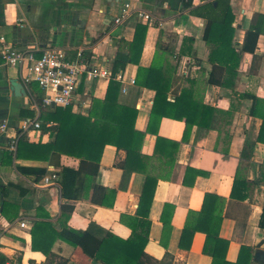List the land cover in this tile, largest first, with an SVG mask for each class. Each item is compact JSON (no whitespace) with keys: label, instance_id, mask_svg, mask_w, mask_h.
I'll return each mask as SVG.
<instances>
[{"label":"crops","instance_id":"0c3cea01","mask_svg":"<svg viewBox=\"0 0 264 264\" xmlns=\"http://www.w3.org/2000/svg\"><path fill=\"white\" fill-rule=\"evenodd\" d=\"M126 6L130 16L116 25L115 19ZM138 11L152 14L155 25L138 19ZM228 16L233 18L232 45L241 55L231 88L210 83V79L223 82L226 70L210 62L211 48L206 39L210 20ZM138 26L147 28L146 32L141 30L135 48L138 65L129 63L119 74L122 88L118 98L120 104L139 111L136 129L147 130L156 96L154 90L137 84L139 69L148 70L156 62L172 79L170 102L180 96L186 79L196 81L192 93L199 103L194 121L205 126L189 127L185 120L169 118L160 123L158 135L180 143V148L172 178L160 179L146 219L150 227L145 260L159 264L169 254L172 264H212V258L204 254L203 233L194 235L190 249H181L180 242L190 213L200 212L206 195H213L225 200L223 209L220 200L211 201L209 208L216 215L222 212L220 237L230 243L226 260L235 263L245 246L255 250L254 262L261 263L255 254L264 250V228L260 227L264 216V0H0V38L5 39L4 44L16 50H32L36 57L47 48L66 49L70 60L82 52L91 64L110 72L118 56L130 54ZM254 26L262 35H252ZM2 46L0 42V49ZM21 72L20 68L5 67L0 58V128L7 125L5 132L0 129V252L8 259L7 264H90L87 256L59 239L51 247L54 258L34 251V226L49 224L60 233L65 226L86 231L95 223L129 239L132 229L122 221V215L128 221L136 217L147 178L143 170L166 175L172 154L167 150L166 157L155 158L157 137L147 135L142 158L131 164L134 173L118 190L114 206L108 208L98 203L104 193L97 188L119 189L124 171L118 164L127 156L109 145L103 151L94 187L83 191L77 201H67L58 174L63 168L78 169L80 160L29 147L51 144L52 132L44 129L57 123L44 121L54 108H42L30 94L14 91L11 82L22 83ZM109 83L110 79H92L85 74L72 112L87 115L93 99H105ZM32 88L38 97L34 92L38 86L33 84ZM256 99L257 115H251ZM205 108L216 113L209 114ZM35 121L42 124L41 129L23 131L26 124ZM13 138H17L14 151L10 148ZM21 139L28 146H22L18 158ZM143 158L148 161L143 162ZM41 171H46L42 178ZM53 173L59 176L58 183L46 185L43 178ZM236 174L250 185L234 188L232 198ZM70 205L72 214L64 220V207ZM166 205L171 206L167 212ZM22 222L28 226L21 227ZM53 239L54 235L43 248L48 249Z\"/></svg>","mask_w":264,"mask_h":264},{"label":"trees","instance_id":"16d2710c","mask_svg":"<svg viewBox=\"0 0 264 264\" xmlns=\"http://www.w3.org/2000/svg\"><path fill=\"white\" fill-rule=\"evenodd\" d=\"M188 2L191 3V0H188ZM186 5L191 6V4ZM232 20L233 18L229 16L221 20L218 19V21L212 19L210 20V27H208L209 30L207 28L208 32L206 31V39L211 48L210 62L214 66L218 65L224 67L226 70L223 82L211 79L209 81L212 84L214 83L226 88H231L235 83L238 73L237 69L241 60L240 51L232 45L234 36ZM141 30L146 32L147 28L138 26L134 43L130 47V54L128 56L117 57L105 99H93L87 115L73 113L72 107L54 108V111L46 114L44 117L46 123L51 121L57 123L54 128L44 129L45 131L52 132L53 142L49 145L38 144L29 147L36 151L49 150L51 155H57L58 157L66 155L80 160L78 169L63 168L61 173L58 174L61 181L62 196L67 201H77L83 197V191L94 187L93 184L96 183L100 170V160L107 146L111 145L118 150L125 151L127 154L125 161L118 164V167L124 171L123 181L119 189L97 188L99 192L104 193V199L98 201V203L108 208L114 206L118 190L124 188L123 183L127 180L129 181L132 173H134L131 169V164L137 158L138 160L142 158V148L147 135H156L157 137L153 155L155 158L163 159V157L167 156V150L171 152L170 171L166 175H156L154 172L143 170L147 178L140 197L136 217L128 221L126 216L122 215V221L132 229V235L129 239L120 238L95 223H92L86 231H78L65 226L60 233H57L49 224L41 223L36 224L32 230V249L34 251H41L45 255L54 258L55 254H52L51 247L54 241L59 239L77 249L82 255L87 256L91 261L90 264H148L145 260L147 258L145 248L148 243L150 223L146 222V219L148 218L160 179L170 180L172 178L171 170L175 165L180 148V143L158 135L160 123L164 118H169L180 121L185 120L189 127L195 124L199 128L205 126L202 123L194 121L196 108L199 103L195 100L192 93L196 81L186 79V86L182 89L180 96L176 97L174 102H170L168 101V96L172 79L163 73V65H159L156 62L148 70L139 69L137 84L140 87L154 90L156 96L147 130L142 132L136 129L139 111L136 108L119 103L118 98L122 84L116 79V76L129 63L138 65V61L135 59V48L138 45V37ZM261 31L259 27H252V35L254 36L262 35ZM142 47L143 42L140 41V51ZM160 47L161 42L158 45V48ZM34 89V92L38 95L34 100L41 104L43 93L39 86ZM258 104L259 100H254L251 115H257ZM205 112L209 114L216 113L215 110L210 108H205ZM19 142L20 149H17L18 158L22 156V146H28L22 139ZM147 161V158H143V162ZM45 174L46 171H41L39 175L42 178ZM87 181L89 185H87ZM243 184L247 187L250 185L246 183L240 174H236L231 194L232 198L234 188L237 189V187ZM215 200L222 202L223 209L225 201L223 198L206 195L202 210L190 213L181 237L180 248L184 249L187 247V249H190L194 235L200 232L206 236L204 254L212 258V264H254L255 250L245 246L241 248L238 260L235 263L226 260L230 243L228 240L220 237L223 221L222 212L216 215L211 213L209 208L211 201ZM94 201L97 200L94 199ZM169 207L171 206L166 205V212ZM72 211L73 207L71 205L65 206L62 218L64 220L69 219ZM193 220L196 222L195 224H192ZM164 222L166 223L165 220ZM260 227L264 228V216H262ZM52 235H54V239L51 241L48 249H44V244L50 241ZM185 241H188L189 244L185 245ZM172 261L173 257L166 254L164 260L159 264H172ZM7 263L8 259L0 252V264Z\"/></svg>","mask_w":264,"mask_h":264},{"label":"built area","instance_id":"2783aa9c","mask_svg":"<svg viewBox=\"0 0 264 264\" xmlns=\"http://www.w3.org/2000/svg\"><path fill=\"white\" fill-rule=\"evenodd\" d=\"M127 6L122 14L115 19V24L120 25L126 20L130 13ZM136 17L148 26L155 25L156 18L144 11H138ZM2 47L0 49V58L3 65L8 68L21 69V81L28 94L34 99L33 84H37L43 93L42 108H68L74 105L75 95L81 84L83 76L86 74L92 79H111L113 76L106 68H101L91 64L82 52L78 54L76 60H70L68 52L64 48H47L41 52L40 57H36L32 50H16L4 44L5 39L0 38ZM24 71V72H23ZM116 79L122 81L121 75L117 74ZM135 84V81H131ZM127 89L123 88V93ZM42 124L39 121L28 123L24 126L23 131L27 132L31 129L39 130ZM1 131L7 130V125L1 126ZM17 138H13L10 142L11 150H15ZM46 185H54L58 183L59 176L53 173L43 178ZM21 227L26 228L28 224L22 222Z\"/></svg>","mask_w":264,"mask_h":264},{"label":"water","instance_id":"95a60500","mask_svg":"<svg viewBox=\"0 0 264 264\" xmlns=\"http://www.w3.org/2000/svg\"><path fill=\"white\" fill-rule=\"evenodd\" d=\"M11 84L17 94L27 96V91L21 82H19L18 80H12ZM255 260L257 262L264 263V250L259 251L255 254Z\"/></svg>","mask_w":264,"mask_h":264}]
</instances>
